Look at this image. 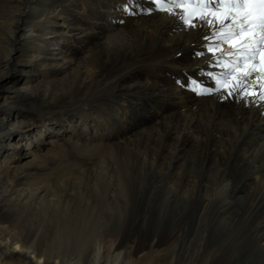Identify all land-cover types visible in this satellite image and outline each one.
I'll use <instances>...</instances> for the list:
<instances>
[{"label": "bare ground", "instance_id": "obj_1", "mask_svg": "<svg viewBox=\"0 0 264 264\" xmlns=\"http://www.w3.org/2000/svg\"><path fill=\"white\" fill-rule=\"evenodd\" d=\"M181 15L171 0H0V264H264V28L240 51ZM41 30L24 69H50L21 88L1 44ZM15 136L85 160L19 168Z\"/></svg>", "mask_w": 264, "mask_h": 264}, {"label": "snow or ice", "instance_id": "obj_2", "mask_svg": "<svg viewBox=\"0 0 264 264\" xmlns=\"http://www.w3.org/2000/svg\"><path fill=\"white\" fill-rule=\"evenodd\" d=\"M171 2L178 8H184L189 15H181L179 18L182 20L183 25L189 28H197L207 26L208 28L216 27L219 29L218 32H212L213 36H216L220 42H231L234 45H239L240 51H247L245 45L244 37L242 34H245L246 29H251L254 24L255 17L253 9L250 8V5L259 4L261 6V24L260 27L264 28V0H171ZM154 3H161V0H154ZM193 4L197 5H206L209 10L204 8H191ZM221 5H231V7L223 8L219 11L211 10L213 7L220 9ZM188 6V7H185ZM171 12V9H168ZM235 18V19H234ZM199 21V23H197ZM226 22H228L226 24ZM233 37H241L239 40H233ZM250 38V37H249ZM205 39V49L213 55V60L210 62L213 66H221L222 62L219 59H216V53L212 50L209 44L208 37ZM200 53H197L199 55ZM221 56H224L225 53L220 52ZM231 56L232 53H227ZM236 61H232L231 65L223 64L221 75L224 78H227L233 71H235ZM261 71L264 72V54L261 56ZM208 79L210 81L215 80L211 72L208 73ZM216 87L205 88V92H212L214 90H219L220 82L215 81ZM229 94H231V89L227 88Z\"/></svg>", "mask_w": 264, "mask_h": 264}, {"label": "rangeland", "instance_id": "obj_3", "mask_svg": "<svg viewBox=\"0 0 264 264\" xmlns=\"http://www.w3.org/2000/svg\"><path fill=\"white\" fill-rule=\"evenodd\" d=\"M60 23V22H59ZM10 22L6 23V25H4V28L8 29V27H10ZM59 27V31L58 35L59 37H62L60 40H58L59 42L57 44L54 45V47H52L53 49H49L50 50H54L57 51L59 53H64V50L66 49L64 46L66 45L65 43V38L66 36L68 37L69 33L67 32L69 30L68 27L65 26H56ZM7 36V35H5ZM37 39L35 41H27L26 39H20L19 41H17L15 43V45L13 47H11V44L8 42V39L5 40V37L3 39V42L1 44V46L3 44H6V46L8 48L12 49V57H13V63H16L17 65H20L21 67H23V71L22 72H16L13 74V71L11 72V74L19 76L22 75L20 78L22 79L21 83L19 84L21 88L24 87H32L33 85H35L39 80H41L42 78H44L43 74L48 71V67L46 66H40V67H35V71L36 72H27L25 71V67L28 66V64H24V61L27 62V60H25V58L27 57V55H29V52L32 48V46H35L36 44H39V40L42 39L43 37L47 36V33L45 34L44 31H39L36 34ZM69 38V37H68ZM73 51L75 50L76 52V56H80L83 54V45L79 44V43H73L72 45ZM5 54V52L3 51V49L0 50V57H2ZM21 63V64H20ZM20 69V68H19ZM19 69L15 70L18 71ZM10 71V70H9ZM8 72V71H7ZM7 74V73H6ZM9 74V73H8ZM62 78L63 74H59L56 75V77L54 78ZM46 79V78H45ZM3 89L5 86L0 85ZM3 91H7V90H3ZM10 99L11 95H7ZM12 99V98H11ZM65 103H62V105H64ZM47 106V102H44L41 104V109L42 111H47V108L45 107ZM65 106V105H64ZM26 107V106H25ZM90 107V105H89ZM31 108V107H26ZM72 108V107H70ZM70 108H59L57 109L58 112H62L60 110H69ZM58 117H61V113H57L56 116H54L55 119H57ZM54 119V120H55ZM76 124V123H75ZM78 126V124H76ZM13 134H17V130H13L12 131ZM46 138V137H45ZM34 139V135L31 138V140ZM17 141V136H15V138H13V140H11V145H9V149L11 147L12 150L10 151H17V150H21L22 153H27L26 155H20L17 159L16 162H14V165L17 167H30L31 165H33L34 167L40 168V167H45L48 169H59L61 167H65L67 165H73V164H77L80 165V161L85 160L83 159L82 156H78V153H76L72 148H68L65 151H61V152H53L52 153V149L50 148V144L47 141H43L41 140H33L31 143L34 144V146H30L28 144L22 145L20 147H14V142ZM40 141H42V143H40ZM14 144V145H12ZM40 145L41 147L38 150H34L36 149V146ZM28 149L30 151H28ZM8 151H5V155L7 156ZM38 155V156H37ZM34 158H38V160L34 161ZM2 161H7L6 158H4L3 156L1 157ZM38 161V162H37ZM8 162V161H7ZM17 163V164H16ZM67 164V165H66ZM84 165V164H83ZM86 166V164L84 165ZM53 176H56L55 174Z\"/></svg>", "mask_w": 264, "mask_h": 264}]
</instances>
